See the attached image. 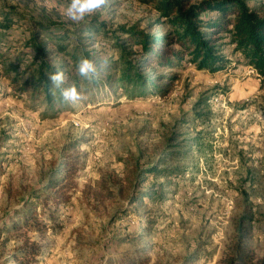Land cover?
Wrapping results in <instances>:
<instances>
[{"label": "rangeland", "instance_id": "rangeland-1", "mask_svg": "<svg viewBox=\"0 0 264 264\" xmlns=\"http://www.w3.org/2000/svg\"><path fill=\"white\" fill-rule=\"evenodd\" d=\"M246 1L264 14V0ZM69 3L0 0V15L19 11L18 29L0 32V264H227L240 240L264 264V78L183 59L141 68L155 80L142 97L101 82L50 108L3 72L7 61L27 75L29 18L64 26L67 51L77 42L107 59L118 57L113 43L127 44L124 30L165 31L146 26L157 13L138 0H108L79 22ZM41 39L47 60L65 66L69 53ZM146 191L163 200L137 199Z\"/></svg>", "mask_w": 264, "mask_h": 264}, {"label": "trees", "instance_id": "trees-1", "mask_svg": "<svg viewBox=\"0 0 264 264\" xmlns=\"http://www.w3.org/2000/svg\"><path fill=\"white\" fill-rule=\"evenodd\" d=\"M138 1L151 6L157 13L146 26L158 25L161 30H165L164 33L151 35L136 28L124 30L123 32L128 34L127 44L113 43L118 49L117 58L110 55L107 59V53L101 49L94 51L98 54L95 55L98 59L104 60L102 64L100 60L93 59V51L85 50L77 42L71 51H67L68 47L62 43L68 32L64 26L61 31H55L57 26L54 24L31 17L29 21L32 29L28 31L29 36L23 38L22 48L28 54L25 67L27 75L23 78V71L19 72L18 63L7 61L3 65L4 74L12 76L11 80L14 85L17 84L18 89L27 91L31 88L34 97L42 99L43 104L50 108H53L54 104L70 103L63 100L59 90L54 93L50 91L48 75L55 71H63L65 74L62 87L74 85L80 94L90 92L89 84L103 82L110 88L117 85L128 98L142 97L147 89L155 86V80H150L141 68L155 65L171 69L183 59L197 70L209 73L220 71L231 64L251 66L264 78V14H261L258 8H249L246 0H202L198 3H192L190 0ZM5 10L0 15V32L11 34L12 30L18 27H14L15 21L10 15H18L19 11L15 8ZM88 28L92 30V25ZM43 35L49 38L47 43L54 44L55 55L69 53L70 57L65 66H54L47 60L49 50L41 39ZM111 38L114 40V37ZM105 42L111 46V41ZM129 49H133L135 60L130 58V53H126ZM84 58L92 61L97 71H105L106 74H102L103 79H87L78 74L79 61ZM165 77L174 80L176 75L171 73L161 78ZM151 192L146 191L137 199L163 200L161 194ZM246 248V243L240 240L227 264H252V258ZM23 252L28 256L38 254V250L32 246H28Z\"/></svg>", "mask_w": 264, "mask_h": 264}, {"label": "clouds", "instance_id": "clouds-1", "mask_svg": "<svg viewBox=\"0 0 264 264\" xmlns=\"http://www.w3.org/2000/svg\"><path fill=\"white\" fill-rule=\"evenodd\" d=\"M107 4L108 0H70L66 9V15L69 20L79 22L84 20L86 16L105 7ZM77 70L80 76L87 79H92L97 74V69L93 62L86 58L79 61ZM48 81L51 85L50 91L54 93L55 90H59L63 100L76 102L82 98L74 85L68 88L62 87L65 82V74L63 71L50 73L48 75Z\"/></svg>", "mask_w": 264, "mask_h": 264}]
</instances>
